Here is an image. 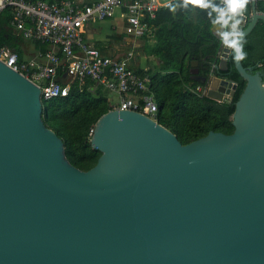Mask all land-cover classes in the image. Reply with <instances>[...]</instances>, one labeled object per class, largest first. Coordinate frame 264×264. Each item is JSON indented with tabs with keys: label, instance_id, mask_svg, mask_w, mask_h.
<instances>
[{
	"label": "water",
	"instance_id": "95a60500",
	"mask_svg": "<svg viewBox=\"0 0 264 264\" xmlns=\"http://www.w3.org/2000/svg\"><path fill=\"white\" fill-rule=\"evenodd\" d=\"M241 19L246 38L264 22L257 0ZM230 56L204 59L212 100L236 94ZM234 62L247 84L232 134L183 144L110 110L91 139L102 154L82 170L44 122L48 96L0 61V264H264V75Z\"/></svg>",
	"mask_w": 264,
	"mask_h": 264
},
{
	"label": "trees",
	"instance_id": "16d2710c",
	"mask_svg": "<svg viewBox=\"0 0 264 264\" xmlns=\"http://www.w3.org/2000/svg\"><path fill=\"white\" fill-rule=\"evenodd\" d=\"M259 1L261 5L263 0ZM8 22L5 17H0V47L16 51L11 41L21 38L14 35ZM152 24L157 28L158 44L146 50L156 59L149 74L159 106V123L175 133L183 144L204 137L210 131L232 134L236 104L247 84L236 69L234 58L229 60L228 71L224 74L238 84L236 94L230 100L218 102L195 92V88L203 83L194 79L193 62L200 61L198 56L202 50L204 56L213 55L210 60L219 63V53L223 49L207 12L189 6L187 10L177 9L173 13L169 7L160 10ZM245 41L247 57L242 61L243 65L254 72L262 71L264 75L263 21ZM43 102L46 108L44 122L64 141L68 160L82 170L94 167L102 153L93 148L90 130L113 107L100 86L96 87L91 81H86L82 87L74 84L68 96Z\"/></svg>",
	"mask_w": 264,
	"mask_h": 264
},
{
	"label": "built area",
	"instance_id": "2783aa9c",
	"mask_svg": "<svg viewBox=\"0 0 264 264\" xmlns=\"http://www.w3.org/2000/svg\"><path fill=\"white\" fill-rule=\"evenodd\" d=\"M171 4L161 0H95L88 4L77 0H0V17L9 21L14 35L48 46L29 59L0 47V61L34 82L48 99L68 96L74 84L82 87L91 81L119 95L117 103L111 102V110L136 111L159 122L152 76L130 67L131 56H104L86 40L84 32L90 21L113 17L122 9L126 32L142 37L154 30L152 21L160 9ZM212 69L209 76L214 75ZM209 82L198 85L195 92L207 97ZM95 127L90 130L91 139Z\"/></svg>",
	"mask_w": 264,
	"mask_h": 264
},
{
	"label": "crops",
	"instance_id": "0c3cea01",
	"mask_svg": "<svg viewBox=\"0 0 264 264\" xmlns=\"http://www.w3.org/2000/svg\"><path fill=\"white\" fill-rule=\"evenodd\" d=\"M77 1H79L81 4H88L95 0H77ZM161 1L162 2L172 1L173 3V0H161ZM259 3L260 1L257 0L258 9L261 12H264V0L261 5H259ZM169 7L163 6L160 10L167 9ZM244 13L248 15L252 14V2L251 1L247 5ZM84 35H85L86 40L90 42L91 44H93L94 46L98 47L104 56H110L114 58L123 59L125 58L123 57V53L128 48H133V50L139 48V53L135 55H138V56L140 55L141 57H143V54H144L145 59L144 61L143 59L141 60L143 62L142 64H137L138 67H132L133 69H136L139 72L150 73L149 70H152V67L154 66L156 62L155 57H153L152 55H149L146 49L148 47L154 48L158 44L157 28H154V30H152V33H148L147 35L142 36V37H136L134 35L128 34L126 32V21L124 17L122 16V9H118L116 12V15L113 17L106 18L103 20L94 19L90 21L85 27ZM26 43L27 44L23 47V49H21L22 57L25 54L26 55L29 54L31 58L36 55L38 50L48 48V46L42 45L40 43H34L30 41ZM29 43L33 44L34 49H32V46ZM133 55L134 54L129 55L131 56V59ZM130 61H129V66H130ZM195 62L196 61H194L193 63ZM66 78H67L66 76L63 77V79H66ZM110 101L112 102L111 99Z\"/></svg>",
	"mask_w": 264,
	"mask_h": 264
},
{
	"label": "clouds",
	"instance_id": "9594fccd",
	"mask_svg": "<svg viewBox=\"0 0 264 264\" xmlns=\"http://www.w3.org/2000/svg\"><path fill=\"white\" fill-rule=\"evenodd\" d=\"M250 0H176L170 5L175 13L177 9L187 10L189 6L206 11L211 24L216 28L219 42L234 53V60L240 62L246 59L244 51L245 33L240 29L242 16ZM223 50V49H222Z\"/></svg>",
	"mask_w": 264,
	"mask_h": 264
},
{
	"label": "rangeland",
	"instance_id": "374dc122",
	"mask_svg": "<svg viewBox=\"0 0 264 264\" xmlns=\"http://www.w3.org/2000/svg\"><path fill=\"white\" fill-rule=\"evenodd\" d=\"M26 40H23V39H20L19 41H16V40H12L11 43L12 45L16 48V51H19V52H22L21 49H23V47L27 44ZM31 46H32V49H34L33 47V44L29 43ZM139 53V48L138 49H135L133 50V48H128L124 53H123V57H126V56H129V55H133L131 61H130V66L131 67H138L137 64H142L143 62L141 61L143 59H145V55L143 54V57H141L140 55H135ZM24 58H30V55L29 54H25L23 56ZM195 67H197V63H193ZM101 90H102V94L106 97H108L109 99H111L112 101L114 102H118L119 100V95L111 90H109L108 88L104 87V86H100Z\"/></svg>",
	"mask_w": 264,
	"mask_h": 264
},
{
	"label": "flooded vegetation",
	"instance_id": "af4514ba",
	"mask_svg": "<svg viewBox=\"0 0 264 264\" xmlns=\"http://www.w3.org/2000/svg\"><path fill=\"white\" fill-rule=\"evenodd\" d=\"M208 43H210V42H208ZM199 57V59H200V61H198V60H196V61H198V64H197V67H195V66H193V64H192V67H191V69H192V74H193V76H194V79L196 80V79H201L203 76H207L208 74H209V70H208V68H207V64H205L204 63V59L206 58L208 61H210V62H213V61H211L210 59H211V57H213V55H207V56H204L203 55V53L201 52V54L198 56ZM231 57L232 56H230V58H229V60L231 59ZM197 58V57H196ZM199 70V72H198V74H195L197 71ZM228 71V70H227ZM226 72H224V74H225ZM226 77V76H225ZM227 78V77H226ZM228 79V78H227ZM230 80V79H229ZM231 81V80H230Z\"/></svg>",
	"mask_w": 264,
	"mask_h": 264
}]
</instances>
